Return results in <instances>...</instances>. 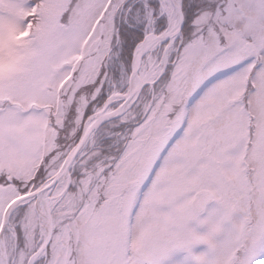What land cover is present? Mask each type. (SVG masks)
I'll return each mask as SVG.
<instances>
[{
    "label": "snow or ice",
    "instance_id": "1",
    "mask_svg": "<svg viewBox=\"0 0 264 264\" xmlns=\"http://www.w3.org/2000/svg\"><path fill=\"white\" fill-rule=\"evenodd\" d=\"M0 264H264V0H0Z\"/></svg>",
    "mask_w": 264,
    "mask_h": 264
}]
</instances>
